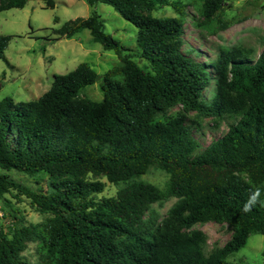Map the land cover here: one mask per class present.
<instances>
[{"label":"trees","instance_id":"16d2710c","mask_svg":"<svg viewBox=\"0 0 264 264\" xmlns=\"http://www.w3.org/2000/svg\"><path fill=\"white\" fill-rule=\"evenodd\" d=\"M83 1L111 6L134 25L138 56L104 32L95 12L58 32L71 39L89 30L119 57L104 75L102 101L81 97L99 77L87 63L55 75L36 100L0 101V198L10 220L0 264H232L251 236L264 235V37L260 53L225 46L199 61L185 49L187 23L214 32L225 0ZM27 3L1 0L0 11ZM161 7L176 16L156 17ZM11 40L0 33V60ZM207 129L225 130L205 147ZM152 170L168 175L164 190L142 180ZM11 172L46 189L34 191ZM104 179L119 187L116 196L98 198ZM16 201L43 221L27 223ZM170 201L161 217L154 206ZM209 223L231 237L208 253L197 227ZM31 244L34 263L25 256Z\"/></svg>","mask_w":264,"mask_h":264},{"label":"rangeland","instance_id":"374dc122","mask_svg":"<svg viewBox=\"0 0 264 264\" xmlns=\"http://www.w3.org/2000/svg\"><path fill=\"white\" fill-rule=\"evenodd\" d=\"M47 1L28 0L24 9L0 11V33L12 36L5 59L0 60V101L6 98H12L15 103L36 100L51 88L55 75H66L82 63L90 65L99 77L94 85L82 90L81 97L102 101L104 75L120 64L119 57L114 51H106L102 45L95 43L89 30L71 39L58 31L67 22L87 19L97 12L103 21L104 32L128 49L127 53L138 56V30L114 8L105 4L92 7L83 0H54L55 8L51 9L47 8ZM188 11L197 14L193 7H189ZM154 15L158 18L175 17L176 13L171 7H161ZM55 19H58V23ZM221 24L225 28H219ZM213 28L214 32H206L196 28L192 21L187 23L185 49L191 46L199 61L214 57L225 46L242 45L260 53L264 37V0H225L224 9L218 14ZM135 60L145 65L142 59L137 57ZM224 130L207 129L202 139L203 145L208 146ZM9 175L34 191L46 189L45 181L43 185H38L36 179L24 174L11 172ZM142 180L164 190L169 177L164 172L152 170ZM103 182L107 183V188L98 198L116 196L119 187L106 179ZM174 202L170 201L163 207L156 205L154 209L163 217ZM15 204L27 223L43 221V216L29 202L16 201ZM3 207L4 201L0 198V234L8 231L10 226V220L4 218ZM197 229L208 237V253L214 247L224 246L231 237L226 227L214 223L198 226ZM25 256L30 262H36L34 244L29 246ZM228 261L232 264H264V235L251 236L247 246L231 255Z\"/></svg>","mask_w":264,"mask_h":264}]
</instances>
